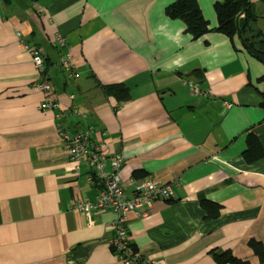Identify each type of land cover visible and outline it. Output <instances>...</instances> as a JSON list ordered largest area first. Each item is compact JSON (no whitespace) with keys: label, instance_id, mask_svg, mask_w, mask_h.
<instances>
[{"label":"crops","instance_id":"obj_1","mask_svg":"<svg viewBox=\"0 0 264 264\" xmlns=\"http://www.w3.org/2000/svg\"><path fill=\"white\" fill-rule=\"evenodd\" d=\"M175 1L0 0V264H124L107 241L115 214L89 224L70 208L94 199L99 184L86 179L91 165L79 175L70 167L60 125H92L93 144L125 157L124 181L174 185L171 200L128 214L142 256L218 264L215 249L264 264L248 245H264V62L239 36L213 30L220 0H198L212 29L198 39L167 15ZM251 1L264 34V0ZM25 45L44 56L59 120L41 108L40 71ZM67 52L77 77L60 64ZM108 84H126L131 97L118 100ZM249 134L263 150L254 160L245 157ZM203 197L219 205L216 218L205 217Z\"/></svg>","mask_w":264,"mask_h":264},{"label":"built area","instance_id":"obj_2","mask_svg":"<svg viewBox=\"0 0 264 264\" xmlns=\"http://www.w3.org/2000/svg\"><path fill=\"white\" fill-rule=\"evenodd\" d=\"M20 33L18 31V34ZM56 41L62 46L66 45V37L62 34H56ZM25 47L31 54L34 66L40 71L34 86L45 96L41 108L53 111L54 117L59 120L61 119V105L51 97L44 56L39 50L29 45H25ZM73 59V54L67 52L62 57L60 64L69 76L77 77L79 74L73 70ZM194 90L199 92L197 88ZM58 130L62 134L68 152L69 165L74 173L79 175L81 166L84 163L89 164L94 173L93 176L87 175L86 179L89 182L97 179L99 184L98 193L94 199L89 197L74 199L70 203V208L82 212L89 224L99 222L104 212L111 211L115 214V219L110 224L112 234L107 241L124 264H162L158 260L142 256L135 249L126 222L128 214L132 211L140 216H145L150 212V207L155 200H171L174 197V185L152 178L136 179L132 177L124 181L119 171L125 162V157L122 154L108 155L103 145L93 144L92 125L74 133L65 132L61 125ZM128 184L133 186L131 196L127 193Z\"/></svg>","mask_w":264,"mask_h":264},{"label":"trees","instance_id":"obj_3","mask_svg":"<svg viewBox=\"0 0 264 264\" xmlns=\"http://www.w3.org/2000/svg\"><path fill=\"white\" fill-rule=\"evenodd\" d=\"M215 11L218 25L215 31L221 32L233 40L241 33V39L246 48L264 62V34L257 25L259 13L256 5L251 0H220L215 3ZM167 15L172 19H180L186 25V31L193 39H198L211 31L209 22L206 20L200 8L198 0H176L166 9ZM108 94L114 95L118 100L124 101L131 97L130 88L126 84H108L102 86ZM248 148L245 157L251 160L262 155V147L255 135L249 134L247 139ZM262 150V151H261ZM138 175H135L137 177ZM202 206L206 212L205 217L216 218L220 213L218 204L202 198ZM248 245L258 257L264 262V245L256 239H250ZM218 264H250L249 261L236 257L229 250H211Z\"/></svg>","mask_w":264,"mask_h":264},{"label":"water","instance_id":"obj_4","mask_svg":"<svg viewBox=\"0 0 264 264\" xmlns=\"http://www.w3.org/2000/svg\"><path fill=\"white\" fill-rule=\"evenodd\" d=\"M238 36L240 37V39H241V33H240V30H238ZM241 41H242V39H241ZM243 42V41H242ZM244 44V43H243Z\"/></svg>","mask_w":264,"mask_h":264}]
</instances>
